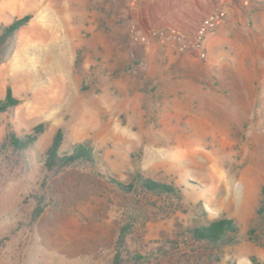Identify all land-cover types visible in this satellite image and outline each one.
<instances>
[{"label": "rangeland", "instance_id": "obj_1", "mask_svg": "<svg viewBox=\"0 0 264 264\" xmlns=\"http://www.w3.org/2000/svg\"><path fill=\"white\" fill-rule=\"evenodd\" d=\"M130 1L0 0L1 26L29 15L0 62V98L10 86L19 101L0 115V143L8 129L45 125L28 169L0 182L3 264H96L114 237L116 207L101 186L62 188L58 209L20 229L58 128L62 151L89 140L121 180L139 170L181 188L174 211L146 223L145 241L227 216L239 232L219 264H264V39L249 45L243 33L199 58L152 34L171 26L163 16L143 20L169 0Z\"/></svg>", "mask_w": 264, "mask_h": 264}, {"label": "trees", "instance_id": "obj_2", "mask_svg": "<svg viewBox=\"0 0 264 264\" xmlns=\"http://www.w3.org/2000/svg\"><path fill=\"white\" fill-rule=\"evenodd\" d=\"M29 15L0 25V62L11 55L18 30ZM10 86L0 98V115L18 104ZM45 131L38 123L28 132L17 134L8 129L0 143V182L24 173L29 166V152ZM64 133L58 128L41 161L35 186L25 196L26 209L20 229H31L49 209H58L61 189L74 186L82 193L89 188L109 187L108 203L115 206L117 226L111 243L97 255L96 264H219L223 249L237 241L239 226L231 217L222 216L176 231L172 236L145 241L146 223L171 213L173 203L181 199V188L173 182L156 180L141 171L124 181L108 172L101 155L89 140L62 151ZM10 235L0 237V264L7 255ZM95 264V263H94Z\"/></svg>", "mask_w": 264, "mask_h": 264}, {"label": "crops", "instance_id": "obj_3", "mask_svg": "<svg viewBox=\"0 0 264 264\" xmlns=\"http://www.w3.org/2000/svg\"><path fill=\"white\" fill-rule=\"evenodd\" d=\"M158 5L140 12L146 17L144 21L147 19L150 22L151 16H163L161 19L164 24L191 33L202 17L214 10L223 9L226 19L206 36V49L213 42L219 46L233 45L232 41L241 40L243 33L249 45H256L259 39H264V0H248L247 5H243L240 0H169L168 3L165 1Z\"/></svg>", "mask_w": 264, "mask_h": 264}, {"label": "built area", "instance_id": "obj_4", "mask_svg": "<svg viewBox=\"0 0 264 264\" xmlns=\"http://www.w3.org/2000/svg\"><path fill=\"white\" fill-rule=\"evenodd\" d=\"M136 1L131 0L130 2L134 4ZM242 2L246 4L247 0H242ZM225 19L226 12L223 9H217L202 17L191 34L173 25L163 30H155L152 34L159 37L161 43L166 44L172 49L180 52L191 49L199 58H205L206 36L223 24ZM131 31L133 32L134 39L146 41L147 37L137 33L134 27H132Z\"/></svg>", "mask_w": 264, "mask_h": 264}]
</instances>
